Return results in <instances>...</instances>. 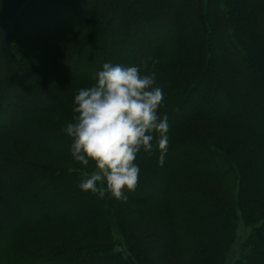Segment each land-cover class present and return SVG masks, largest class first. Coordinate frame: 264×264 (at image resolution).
<instances>
[{"label": "trees", "instance_id": "trees-1", "mask_svg": "<svg viewBox=\"0 0 264 264\" xmlns=\"http://www.w3.org/2000/svg\"><path fill=\"white\" fill-rule=\"evenodd\" d=\"M74 1L66 18L61 0H0V264H148L146 250L177 246L190 264H214L238 209L254 228L236 264H264V0ZM49 9L55 22L42 21ZM25 24L42 33L27 35ZM111 52L155 73L164 93L168 154L163 165L155 148L136 161L165 182L163 195L139 192L133 203L160 224L153 235L134 232L123 200L80 190L94 169L72 158L63 131L74 96ZM14 85L54 96L27 107L29 97L6 99ZM196 94L208 102L186 113ZM5 100L23 108L4 116ZM31 150L65 167L29 159ZM116 228L129 257L115 251Z\"/></svg>", "mask_w": 264, "mask_h": 264}, {"label": "clouds", "instance_id": "clouds-1", "mask_svg": "<svg viewBox=\"0 0 264 264\" xmlns=\"http://www.w3.org/2000/svg\"><path fill=\"white\" fill-rule=\"evenodd\" d=\"M95 81L74 96L73 122L63 131L72 140V158L94 169L84 173L80 190L123 200L138 184V155L155 148L163 165L168 154V116L159 114L164 93L155 73L137 66L104 63Z\"/></svg>", "mask_w": 264, "mask_h": 264}, {"label": "rangeland", "instance_id": "rangeland-1", "mask_svg": "<svg viewBox=\"0 0 264 264\" xmlns=\"http://www.w3.org/2000/svg\"><path fill=\"white\" fill-rule=\"evenodd\" d=\"M30 1L31 0H28V2L25 4V6H27V4ZM74 2H75L74 0H61V7L64 8L65 15H67V17L65 15H63L64 17L68 18L70 15H72L73 12H75V9H73L70 5ZM78 5H79V8H84V5L82 3H78ZM50 12H52V11L47 10V16L44 19H42V21L45 20L46 22H55L56 19H59V16H57L55 14L51 15ZM68 12H70V15H68ZM25 27H27L29 29V30H27V33H26L27 35L30 33L31 34H41L42 33V32L34 31L33 29H30L31 26L28 24H25ZM169 28H172V27H169ZM108 52H107V54H108ZM151 52H154V50H152ZM151 52H149V54ZM3 54H4V51L1 50V56H3ZM233 58H234V60L236 59L235 56H233ZM108 61H109V63H112V64H121L123 66H128L127 59L119 58V57H117V55L113 54L112 52L109 55ZM19 67H22V66H19ZM80 69L82 70V68H80ZM100 70H101V67L98 65L97 66V72ZM47 71L50 72V70H47ZM94 80H95V75H94ZM208 82L209 81L206 80L202 86H204L205 83H208ZM194 83H196V82H194ZM210 84H211V82H210ZM11 92H12V95L17 96V99L22 98V96L29 97L31 101L25 100V102H27L26 103L27 107H32V106L44 107L46 104L49 103V101L54 96L53 93H50V95H47V94L43 95V93L41 94L39 92V95L36 97L33 95V93H35V90L33 89V87H28V89L25 90L23 93L19 92V90H17V88L12 89ZM223 93L224 92H222L221 95H219L220 99H219L218 104H217L218 110H221L227 106V97H225V94H223ZM199 94H196L194 102H192V106L189 107L185 111L186 113H189L191 110L196 108V106H198L197 104H198L199 100L202 99V100H204V102H206V103L208 102V97H206V99H204L203 97L201 98V95L198 96ZM29 104H31V106ZM5 105H7L6 106L7 108L3 111L2 115H4V116H6L7 113L11 112V110L16 111V110L23 108V107L20 108V106H18L14 102L12 104V102L6 101V100H5ZM12 118L13 117L10 116V118L7 121L8 124L12 121L11 120ZM34 151L35 150H31L28 153L29 159L36 157V159H39V162L41 164L48 163V164H51L53 166L58 167L59 169L65 167V166H61L59 164H56L53 161V159L46 157L45 155H38L37 152L35 153ZM211 168H212L211 170H213V166ZM143 179H146L148 182H150V185H152L150 187L151 188L150 190L146 189V187H144V186H143V188L140 186L139 187L136 186L134 191L125 193L126 199H123V202L121 201L118 203L119 207L127 209L129 211V213L132 215V216H129V218L127 217V221L128 220L129 221H133V220L136 221L137 220V224H133L132 229L139 236L146 235L147 233L153 235L154 231H149V230H151V228H153V227L156 228V226H160V224L157 221H154V222L149 221V218L137 214V213H139V208L137 209V207L135 205H133V203L135 200L139 201V200H141V198L143 199V196H139V194H136V193H139V192L140 193H142V192L143 193H155L157 196H161L165 192L164 191L165 190V182L163 180L158 179V178L157 179H148V177L145 175V173L140 172V177H139L138 182L143 181ZM200 180L205 181V183L208 185V187L213 188V189L215 188L217 191H219L218 193H220L222 191V186L220 185L219 182L213 181V180H208V179H205V180L200 179ZM223 191H224V189H223ZM222 196L225 197L224 194H222ZM244 215L245 214H243L238 209L237 219L235 221V229H233V231H232V236L229 237L225 241V244L223 245V247L221 248L219 253L216 254V256L218 255V258L214 264H236L239 260L243 259V257H245L247 255V251L249 249H247L246 246H247L249 235L251 234L254 227L247 225V222H246ZM259 224H257V225H259ZM44 236H45V234L43 235V237ZM113 238L115 240L114 242H116L115 244H117L115 251H117V252H119L125 256H128L129 254H128V249L126 248V246L119 245L122 243V236L118 233L117 228L114 230V237ZM180 250H181V247L179 248L178 246L175 248H171V249L167 248L164 251H160L158 249L151 248L150 250L145 251V256L148 258V259H146L148 264H190V262H188V261H191V260L189 258L187 259V255H185V253L182 252V250L181 251Z\"/></svg>", "mask_w": 264, "mask_h": 264}, {"label": "bare ground", "instance_id": "bare-ground-1", "mask_svg": "<svg viewBox=\"0 0 264 264\" xmlns=\"http://www.w3.org/2000/svg\"><path fill=\"white\" fill-rule=\"evenodd\" d=\"M17 85H14L9 92L6 93V99H11L13 100V96H12V89L16 88ZM31 106V104H29Z\"/></svg>", "mask_w": 264, "mask_h": 264}]
</instances>
